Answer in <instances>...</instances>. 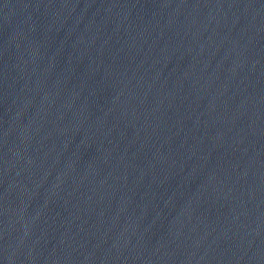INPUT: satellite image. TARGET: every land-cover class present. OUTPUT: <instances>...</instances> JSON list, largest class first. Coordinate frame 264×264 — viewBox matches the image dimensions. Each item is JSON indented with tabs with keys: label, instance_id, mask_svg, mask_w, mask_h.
<instances>
[{
	"label": "water",
	"instance_id": "95a60500",
	"mask_svg": "<svg viewBox=\"0 0 264 264\" xmlns=\"http://www.w3.org/2000/svg\"><path fill=\"white\" fill-rule=\"evenodd\" d=\"M0 264H264V0H0Z\"/></svg>",
	"mask_w": 264,
	"mask_h": 264
}]
</instances>
